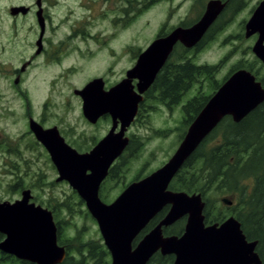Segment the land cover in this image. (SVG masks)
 I'll list each match as a JSON object with an SVG mask.
<instances>
[{"label": "rangeland", "instance_id": "1", "mask_svg": "<svg viewBox=\"0 0 264 264\" xmlns=\"http://www.w3.org/2000/svg\"><path fill=\"white\" fill-rule=\"evenodd\" d=\"M76 1L70 0L74 12ZM85 1L86 9L76 14L88 23L78 28H55L54 50H48L55 53L54 57L48 64L47 57L34 60L19 75L17 83V75L11 69L18 68L31 53L22 43L24 30L17 33L16 51L0 52V202L12 203L20 199L21 191L30 190L32 203L51 213L55 211L53 220L61 226L59 244L64 248L68 245L71 254L76 246L72 241L75 235L79 234L83 242L102 239L95 220L76 192L67 183L56 182V169L29 130L28 118L44 128L56 126L66 143L79 153L86 152L107 134L111 122L105 118L89 124L74 90H81L95 78L103 79L105 89L117 84L159 33L169 34L178 26L194 23L208 0H130V6L126 0H95L96 12L90 10L89 0ZM222 1H227L226 11L217 20L208 40L198 50L186 49L184 57L180 49L169 59L175 64L182 57L180 61L188 59L196 66L215 67L211 82L203 76L197 78L180 103L170 108L154 99L142 102L145 104L128 130L130 151L117 161L99 189L103 203H111L135 178L145 177L171 157L182 139V106L189 99L199 92L211 94L210 84L216 81L221 86L237 65L244 66L242 69L252 66L254 72L259 69V77H263L264 65L251 52L256 36L244 37V24L260 0ZM125 6L130 9L123 10ZM2 10L0 3V16ZM8 29L0 24V31H4L0 41L5 47ZM69 31L71 38L60 48L63 36ZM206 196L213 214L220 212L225 219L232 216L228 210L231 206L222 203V199L235 204L236 194L212 187ZM143 235L141 232L135 242ZM0 264L19 262L9 260Z\"/></svg>", "mask_w": 264, "mask_h": 264}, {"label": "water", "instance_id": "2", "mask_svg": "<svg viewBox=\"0 0 264 264\" xmlns=\"http://www.w3.org/2000/svg\"><path fill=\"white\" fill-rule=\"evenodd\" d=\"M223 9L224 4L219 0L208 1L196 23L188 28L176 27L152 41L125 77L108 90L104 89L101 78L74 90L81 98L82 115L89 123L95 124L104 115L111 118L109 132L91 151L78 153L65 143L55 127L44 129L29 121V130L57 171L56 182L68 183L95 220L110 255V264H147L156 253L173 255L172 264H262L256 251L257 241L246 239L235 217L206 226L205 203L200 194L168 190L187 159L224 117L238 123L264 102V89L247 70H237L227 77L190 123L166 163L130 183L109 204L103 203L98 195L110 166L128 145L124 135L134 121L144 93L152 86L174 45L180 43L186 49L196 46ZM244 30L245 38L257 35L251 51L264 65V0L258 3ZM31 199V192L26 189L19 200L0 202V235L3 236L0 252L31 264H61L66 251L57 243L52 213L36 206ZM222 203L232 204L225 199ZM165 207L168 210L163 218L133 246L140 232ZM184 217L180 236H164L163 228Z\"/></svg>", "mask_w": 264, "mask_h": 264}, {"label": "trees", "instance_id": "3", "mask_svg": "<svg viewBox=\"0 0 264 264\" xmlns=\"http://www.w3.org/2000/svg\"><path fill=\"white\" fill-rule=\"evenodd\" d=\"M214 28L215 24L197 45L196 50L208 40L214 32ZM161 35L162 33H159V36ZM175 51H180V48ZM175 51L171 54V58ZM181 52L184 57V54L188 51L181 48ZM181 59L182 57L179 61H175L177 62L175 64L174 61L168 59L153 85L146 92L145 99H154L170 108L180 103L181 98L191 88V85L197 82V78L203 76L204 79L211 82L213 78L212 70L215 67L208 65L196 66L188 59L180 61ZM235 68L231 73L244 68V66L237 65ZM246 69L255 75L256 80L264 88V75L261 78L259 77V69H256L255 72L252 66ZM219 86V83L213 81V85L210 84L211 94L204 95L199 92L182 106L184 131L181 138L187 127ZM152 94L155 96L153 97ZM144 104L145 102L140 107L142 108ZM113 169H115V166H113ZM112 171H110V175ZM136 180L137 178L133 181ZM212 187L237 195L236 203H232L231 207L228 208L229 215L234 216L240 222L247 240L257 241V252L262 264H264V102L238 123H234L230 117H225L184 163L169 184L168 189L188 194L200 193L205 202V221L207 220L208 224L221 223L225 219L224 215L220 212L213 214L206 196V193ZM80 203L82 202L80 201ZM166 210L167 208L162 210L151 221L145 228V233L163 217ZM209 210H211V213ZM183 221L180 220L172 227L164 229V234L180 235L183 231ZM59 224L55 222L58 244L60 243L61 231ZM1 238L0 235V240ZM72 241L76 244L73 253L71 254V249L68 245H65L66 256L61 264H110L109 253L102 240L99 242L96 240L83 242L80 241L78 234L75 235ZM9 260L12 262L17 261L19 264H31L0 253V262H9ZM172 260L173 257L171 256L161 257L156 255L148 264H171Z\"/></svg>", "mask_w": 264, "mask_h": 264}, {"label": "flooded vegetation", "instance_id": "4", "mask_svg": "<svg viewBox=\"0 0 264 264\" xmlns=\"http://www.w3.org/2000/svg\"><path fill=\"white\" fill-rule=\"evenodd\" d=\"M208 1H210V0H208ZM220 1L224 4L227 2V1H222V0H220ZM0 3H1V6L3 8L2 14L0 16V24H5L6 27L9 28L7 31L8 32V35H7L8 46L5 47L0 41V52L4 53V51H6V49L7 50L9 49L10 51H16L18 49V41H16V40H18L19 34L17 35V33L21 29L24 30V33H25V37L22 40V43L24 46H26L27 50L29 49L31 51L28 58H26L21 63H19L18 68L14 67L11 69V71H14V74L17 75L16 82H18V78L20 77L19 75L24 74V72L27 69H29L30 66L33 64L34 60H36L38 58L47 57V62L46 61L45 62L48 64V61L52 57H54L55 53H52V52L48 53V50H54L55 42L53 40L54 39V33H52V32H54L55 28H60V27L61 28H68V29L78 28V27L88 23L87 19L80 20L79 16L76 14L77 12L84 11L86 9L87 1H85V0H82V1L77 0L75 2L76 6H74V7L77 8V11H75V12L72 10L74 8H73V5L70 3V0H0ZM88 3H89L88 5H90V10L94 9L96 12L95 7L98 6V3H96L95 0H89ZM126 3L128 6H130V0H126ZM129 9H130V7L125 6L123 10H129ZM72 12L74 13V15H72ZM92 17H96V16L92 15ZM90 22H92V21H90ZM192 24H190L188 26H180V27L187 28V27H190ZM0 34L3 35L4 31H0ZM167 34L157 36V38L164 37ZM70 35H71V32L69 34H67V36H63V40L60 43V45H61L60 48H62L64 46L66 39L71 38ZM179 48L181 49L184 47L180 43L175 44L173 49H172L171 54L173 53V51L178 50ZM171 54H170V57L168 59L171 58ZM160 71L158 73H160ZM133 83L135 84L136 81H134ZM145 96H146V93L144 94V97ZM105 118L110 119L109 116L104 115V116L100 117L96 123H98V121H101L102 119H105ZM30 119L33 120L32 118L29 117L28 121H30ZM110 122H111V120H110ZM92 125H94V124H92ZM53 127H55L57 129L56 126H53ZM53 127H50V128H53ZM110 128H109V130H110ZM44 129H49V128H44ZM109 130H108V132H109ZM128 130H129V128L127 129V131L125 133V137L128 138V145H127L123 154L130 151V146L132 144L130 135L128 134ZM58 133L61 136L59 130H58ZM99 141H97V143ZM65 143H66V141H65ZM66 144L68 146H70L68 143H66ZM95 145H93L91 148H87L86 152H83V153H87V152L91 151ZM80 153H82V152H80ZM119 158L116 160L115 163L112 164L111 168L109 169V173H110V171H112L113 165L116 164L117 161H119ZM109 173H108V177L110 175ZM165 208H167V210H168V207H165ZM167 210H166V212H167ZM165 213H164V215H165ZM156 216L154 217V219L156 218ZM161 219H159L158 222ZM179 221H177V222H179ZM177 222H175L173 225H175ZM172 226H170V227H172ZM153 227H151L149 230H151ZM168 228H163V231H164V229H168ZM149 230H147V232ZM141 232H143L145 234V228ZM163 234H164V232H163ZM180 235H176V236H180ZM164 236H171V235H165L164 234ZM156 255H160V253H156L154 256H156ZM168 256L173 257V255H167V256H161V257H168ZM151 259H150V261H151ZM173 260H174V257H173ZM173 260H172V263H173Z\"/></svg>", "mask_w": 264, "mask_h": 264}, {"label": "bare ground", "instance_id": "5", "mask_svg": "<svg viewBox=\"0 0 264 264\" xmlns=\"http://www.w3.org/2000/svg\"><path fill=\"white\" fill-rule=\"evenodd\" d=\"M202 97V96H201Z\"/></svg>", "mask_w": 264, "mask_h": 264}]
</instances>
